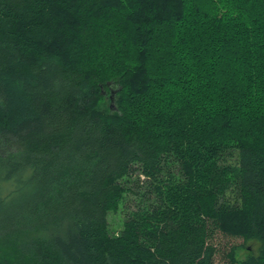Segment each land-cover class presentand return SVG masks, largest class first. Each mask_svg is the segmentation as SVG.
Here are the masks:
<instances>
[{
  "label": "trees",
  "instance_id": "obj_1",
  "mask_svg": "<svg viewBox=\"0 0 264 264\" xmlns=\"http://www.w3.org/2000/svg\"><path fill=\"white\" fill-rule=\"evenodd\" d=\"M217 232L264 264V0H0V264H216Z\"/></svg>",
  "mask_w": 264,
  "mask_h": 264
},
{
  "label": "rangeland",
  "instance_id": "obj_2",
  "mask_svg": "<svg viewBox=\"0 0 264 264\" xmlns=\"http://www.w3.org/2000/svg\"><path fill=\"white\" fill-rule=\"evenodd\" d=\"M120 219V214H109L108 215V220L110 222H118ZM214 242L217 246V253L215 256V263L216 264H229V259L228 257L225 255V253L229 250V248L232 245H239L242 243V238L239 237H232L229 235H225L223 233L217 232V234L215 235L214 238ZM257 244L256 243H247L245 245L246 248H238L236 250V256L237 257H243L244 254L246 253V251L248 249L250 250H255L256 249Z\"/></svg>",
  "mask_w": 264,
  "mask_h": 264
}]
</instances>
